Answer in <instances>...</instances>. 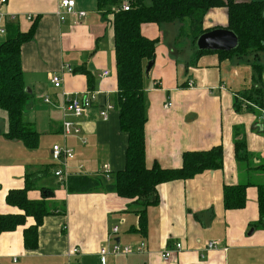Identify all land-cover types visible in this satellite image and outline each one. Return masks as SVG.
<instances>
[{"label": "crops", "instance_id": "crops-1", "mask_svg": "<svg viewBox=\"0 0 264 264\" xmlns=\"http://www.w3.org/2000/svg\"><path fill=\"white\" fill-rule=\"evenodd\" d=\"M61 1L8 0L0 15V30L5 31L0 44L15 29L28 33L36 27L34 39L22 47V67L32 106L24 121L39 134L36 149L8 139L7 115L0 112V215L23 214L6 199L10 192L24 189L29 176L39 175L36 189L28 192L29 200L41 201L46 189L53 192L51 209L66 206L65 215L44 220L36 250L24 246V231L35 225L33 218H27L26 225L16 231L0 235V264H103L101 249L142 242L147 244L144 253L109 255L107 264H264V228H252L259 220L258 189H247L242 210L227 211L223 205L226 185L248 179L264 184V175L250 177L239 169L234 146L237 139L247 142L252 166L264 159V100L263 107H257L241 97L253 86L264 92V52L259 56L260 77L252 67L254 57L221 59L210 53L191 66L196 55L192 41L183 50L176 47L182 29L179 22L142 28L145 37L159 41L149 77L144 79L147 164L177 169L185 152L221 147L224 166L187 181L161 185L160 202L148 208L146 229L141 232L139 217L129 211L132 200L106 192L105 184L96 192L72 193L55 176L61 168L52 157L55 145L74 152L67 168L70 177L93 180L104 179V166H109L111 178L124 170L128 149V135L121 128L117 108L108 120L100 115L106 103H115L118 92L114 31L104 22L98 0H74V14L66 15L64 22L57 14ZM80 13H85L81 19L77 17ZM227 26L226 8L213 9L204 19L208 32ZM104 72L109 75L104 77ZM55 75L63 76L62 89L50 83ZM64 92L80 100L98 93L86 116L67 117L81 129L79 134L73 129L67 137L60 110ZM46 97L51 104L45 103ZM169 103L172 106L166 109ZM48 175L55 181L47 180ZM116 226L118 234L113 233ZM208 242H217V248L207 250ZM177 244H182L181 251ZM75 248L80 253L69 256ZM168 250L174 254L164 262L162 256Z\"/></svg>", "mask_w": 264, "mask_h": 264}, {"label": "trees", "instance_id": "trees-1", "mask_svg": "<svg viewBox=\"0 0 264 264\" xmlns=\"http://www.w3.org/2000/svg\"><path fill=\"white\" fill-rule=\"evenodd\" d=\"M129 11H120L124 0H98L99 9L103 11L104 22L114 31V50L116 57V77L118 92L115 106L120 113L121 128L128 135L127 161L124 170L110 180H93L85 176H73L67 181V188L72 193H91L99 191L105 184V191L115 193L120 198L132 200L129 211L139 217L141 232L146 229V212L148 208L160 202L159 187L174 181H187L206 171L222 170L224 151L221 147L209 151L185 152L182 166L177 169H165L159 164H147L145 129L148 122L145 106V66L154 61L158 40H151L142 33L145 25H163L181 23L182 32L185 22L189 20V40L195 48L196 55L190 63L196 66L198 59L205 54H218L227 59L254 57L253 70L260 77L263 67L259 56L264 52V1L243 0H126ZM149 2V4H148ZM218 8H226L228 14L227 29L239 38L237 50L225 52H201L196 49V41L208 30L204 29L207 14ZM119 10V11H118ZM36 27L28 33L15 29L0 44V110L7 115L9 129L8 139L21 140L29 148L36 149L39 134L24 121V114L31 104V96L25 88L22 67V47L34 39ZM241 97L257 107H263V89L253 86L243 92ZM235 158L239 169L246 171L250 177L254 174L264 175V159L258 166H252L253 155L249 152L247 142L235 141ZM36 177L29 176L26 187L12 191L7 196V204L20 209L21 215H0V235L11 233L26 225L27 218H33L35 225L24 231V246L27 250H36L39 246V228L44 220L52 215H65L66 206L59 209L49 207L53 192L42 190L44 199L31 201L27 195L36 189ZM258 189L259 220L252 228H264V184L250 179L236 186H225L223 205L225 210H242L247 203V189ZM51 193V194H50Z\"/></svg>", "mask_w": 264, "mask_h": 264}, {"label": "built area", "instance_id": "built-area-1", "mask_svg": "<svg viewBox=\"0 0 264 264\" xmlns=\"http://www.w3.org/2000/svg\"><path fill=\"white\" fill-rule=\"evenodd\" d=\"M8 0H0V15H3V7L7 5ZM74 8H75V1L74 0H62L59 5L58 10V16L61 22H64L66 20V15L74 14ZM130 6L128 3H125L121 6V11H129ZM85 16V13L78 14V18L81 19ZM5 31L0 30V38L4 35ZM71 71V70H70ZM109 75L108 72H104L103 76L107 77ZM50 83L55 89H62L63 88V76L62 75H55L51 76ZM189 86H192V83L189 84ZM63 104L60 108V110L63 113L64 116V123H63V134L65 137L69 136L72 133V130L74 129V132L76 134H79L81 129L79 127H76L73 123L67 121L68 116H74L76 118H82L87 115L88 111L96 104L98 100V93H93L89 95L88 97H85L84 99H76V98H69V95L64 92L63 93ZM46 104H51V100L49 97L45 98ZM251 104V103H249ZM171 104H166L165 108L169 109L171 108ZM255 106V105H254ZM116 110V107L114 104L106 103L104 107L102 108L100 115L104 120L109 119L110 112ZM262 112L264 113V109H262ZM52 157L53 160L58 163L61 168L55 172L56 178L60 182L67 183L68 179L70 178V174L67 171L68 168V162L70 160H73L75 155L73 150L62 147L60 145H55L52 150ZM83 170V167H80V171ZM103 174L107 180H110L111 173L109 166H104L103 168ZM119 231V228L116 226L113 228V233L117 234ZM218 243L217 242H208L206 244L207 250H212L217 248ZM178 251H181L183 249L182 244H177L176 246ZM147 249V244L145 242H142L140 244H137L135 246H125L121 247L120 245H115L111 250L107 248H103L100 250V255L103 261V264H107L106 260L109 255L117 256V255H134V254H141ZM80 251L78 249H71L69 251V256H75L79 254ZM174 254L173 250H168L165 252L162 256L164 262H169L172 258V255Z\"/></svg>", "mask_w": 264, "mask_h": 264}, {"label": "water", "instance_id": "water-1", "mask_svg": "<svg viewBox=\"0 0 264 264\" xmlns=\"http://www.w3.org/2000/svg\"><path fill=\"white\" fill-rule=\"evenodd\" d=\"M239 38L231 30L228 29H214L212 31L206 32L201 35L196 41V49L201 52H233L239 47ZM154 62L150 61L145 70V76L149 77V72L153 66ZM32 109V106L29 105L27 110ZM253 233V229L251 230Z\"/></svg>", "mask_w": 264, "mask_h": 264}, {"label": "rangeland", "instance_id": "rangeland-1", "mask_svg": "<svg viewBox=\"0 0 264 264\" xmlns=\"http://www.w3.org/2000/svg\"><path fill=\"white\" fill-rule=\"evenodd\" d=\"M125 2V1H124ZM148 4H149V2H148ZM129 5V4H128ZM130 6V5H129ZM185 22V29L183 30V35H182V37H181V39L179 40V38H177V40H176V42H177V44H176V47H177V49H179V50H183L184 48H186L187 47V44H188V42H189V32H190V28H189V20H186V21H184ZM169 25H171V24H169ZM180 25H181V23H180ZM181 27H182V25H181ZM182 30V29H181ZM182 32V31H181ZM252 58V57H251ZM0 112H1V114H3L4 116H5V112L4 111H2V110H0ZM55 165H57L56 163H54ZM46 179L47 180H53V181H55V179H54V177H53V175H48L47 177H46ZM44 199V198H43ZM49 201V200H48ZM51 208V207H50ZM118 227V226H117ZM119 228V227H118ZM118 233H119V231H118ZM117 233V234H118ZM117 245H119V244H117ZM115 246V245H114ZM113 246V247H114ZM130 246H135V245H130ZM121 247H125V246H121ZM145 251H147V249L145 250ZM144 251V252H145ZM143 252V253H144ZM135 255V254H134ZM118 256V255H117ZM128 256H132V255H128Z\"/></svg>", "mask_w": 264, "mask_h": 264}]
</instances>
